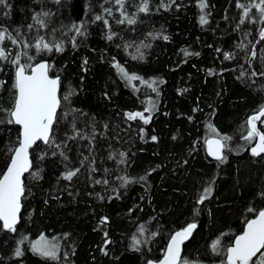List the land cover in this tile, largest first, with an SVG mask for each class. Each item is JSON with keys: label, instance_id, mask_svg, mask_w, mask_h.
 <instances>
[{"label": "trees", "instance_id": "obj_1", "mask_svg": "<svg viewBox=\"0 0 264 264\" xmlns=\"http://www.w3.org/2000/svg\"><path fill=\"white\" fill-rule=\"evenodd\" d=\"M200 2L147 0V12L139 11L145 0L0 4V31L32 44L38 36L63 42V52L41 53L31 63L52 65L61 97L75 93L62 100L58 111L54 131L60 147L39 141L31 150L33 166L24 177L17 230L4 229L0 221V264H148L160 260L173 234L190 223L197 227L183 246L181 261H226V248L256 215L248 209L264 207V153L252 155L257 137L244 139L248 118L264 105V38H259L264 21L252 8L251 19L240 23L243 10L237 4L249 6L250 0H204V9ZM45 12L50 15L44 17ZM37 14L47 27L35 24ZM97 15L108 25L95 20ZM201 15L207 19L203 25ZM126 17L136 23L129 25ZM81 21L86 22L85 35L76 37L74 48L75 32L69 29ZM111 33L116 35L109 40ZM0 47L9 59L22 51L9 39ZM28 52L35 56L34 48ZM224 53L232 58L225 59ZM116 64L141 79L129 82ZM14 72L11 63L0 60L2 109L12 107ZM153 105L147 124L127 116L144 112L147 117L144 110ZM9 119L0 111V175L20 136L19 126ZM258 127L264 132V123L258 121ZM213 129L231 137L224 162L206 152ZM77 168L71 181L63 178ZM208 187L211 194L198 202ZM42 234L58 244L56 258L32 250ZM133 237L140 240L135 248ZM216 240L219 251L212 247ZM18 247L20 256L15 255Z\"/></svg>", "mask_w": 264, "mask_h": 264}, {"label": "snow or ice", "instance_id": "obj_2", "mask_svg": "<svg viewBox=\"0 0 264 264\" xmlns=\"http://www.w3.org/2000/svg\"><path fill=\"white\" fill-rule=\"evenodd\" d=\"M59 2V0H57ZM174 2V0H173ZM5 0H0V4H4ZM117 4L123 5V0H116ZM201 9L207 7L204 0H201L199 4ZM238 8L243 10V18L240 23L245 22V18L251 19L250 13L252 8L258 10L259 17L261 21H264V0H258L256 3H252L250 0L249 6L238 3ZM148 4L147 0L139 8L140 12H147ZM104 11L111 14V9H104ZM44 17L50 15V13H43ZM124 15V13H122ZM127 23L129 25L135 24L136 20L132 18H127ZM35 24L39 27H47V23L41 18V14H37L33 17ZM95 20H103L104 24L107 26L108 21L104 19L103 16L97 15ZM254 22V21H253ZM117 23H124V20H119ZM200 23L203 25L207 23L205 16H200ZM34 25L29 24L28 28L32 29ZM86 22L81 21L79 24H73L69 31H74L75 35L71 37L72 47H76V37L84 36ZM19 30H17V33ZM115 33L108 35V39L111 40ZM152 33H149L151 36ZM159 35V34H158ZM261 38H264V28L260 30ZM5 39L11 40L13 45L21 47L22 51H18L14 58L9 59L10 53L7 52L3 47H0V60H6L14 66V84L15 94L12 102V107L10 109H2L0 111H5L10 119L8 123H15L21 128L20 136L18 137V146L14 149H10L12 152L10 162L6 165V170L0 175V221H2V226L4 229L15 232L17 222L19 220V214L21 210V198L25 194V184L22 179L25 172H28L32 166L33 162L30 159L29 149L37 145L38 141H42L45 145L49 147H57L60 145L56 144L55 141V131L54 126L59 122L58 109L61 107L62 100L67 102L70 96L74 95V91L70 90L68 93L61 97L58 93L60 90L61 82L59 76H51L50 70L52 65L45 60H41L34 65L31 63L36 56L41 53L48 52L51 53L53 49L57 52H63V42L51 43L45 40L44 36H38L35 43H29L28 41L19 40L13 37L7 30L0 31V43ZM163 39L167 40L168 36L164 35ZM243 47V45H239ZM35 49V56L29 55L28 49ZM139 52V48H137ZM187 54V53H186ZM198 55V54H197ZM255 55V53H253ZM26 58L27 62H24ZM134 59L137 57H133ZM142 58V53L140 54ZM225 59H231L232 55L229 53H224ZM86 62V61H85ZM122 76L131 82L132 80H139L140 77L136 75H129L123 66L116 64ZM256 75V73H253ZM260 75H264L261 72ZM4 82H0V86ZM147 83V81H144ZM163 83V81H160ZM151 86V85H150ZM155 90V89H154ZM154 105L150 108H146L145 112H151ZM128 118L135 120L137 117L145 124L149 122L151 116H145L144 112L128 113ZM261 117H264V105H261L258 109L257 114L250 116L247 120V124L250 126L247 136L244 137L246 141H252L254 138L258 137V143L251 149L253 156H260L264 153V132L257 128V121H261ZM214 136L218 138L209 139L206 141L208 145L209 155L213 156L216 160L224 162L227 157L224 155V150L228 147L227 142L231 137L227 135H220L213 129ZM152 140L157 138L153 136ZM55 155V153H53ZM63 155V153H61ZM121 158L125 157V153L119 154ZM43 158V157H41ZM112 158L111 156L109 157ZM87 159V157L85 158ZM121 163L124 160L121 159ZM80 171L79 168L75 170H69L63 174V178L71 181L74 176ZM124 183L129 181L126 178H120ZM141 179H144L143 177ZM99 183V181H97ZM108 183V181H104ZM212 188L208 187L204 189V194L199 197L200 203H202L210 194ZM261 197H264V192L260 193ZM103 199V197H101ZM250 213L255 212V218L248 219L245 221V228L240 235H237L234 240V244L226 248V261L222 264H250L253 262V258L257 257L259 253V258L255 260L254 264H264V207L260 209L249 208ZM107 220L106 217L102 218V223ZM197 227L195 223H190L187 227L180 231H177L172 237L168 244L165 257L159 264H188L187 261H181L180 251L181 245L185 240L191 236L192 231ZM143 232V227L140 229ZM155 235V234H153ZM107 236V233H105ZM108 243V241H105ZM140 244V240L133 237V247ZM220 241L216 240L213 242V250L219 251ZM32 250L43 257L46 258H56L58 244L49 241L43 234L40 236L39 240L35 241L31 245ZM106 254V253H105ZM15 255H22L21 249L18 247L15 250ZM148 264H152L151 261Z\"/></svg>", "mask_w": 264, "mask_h": 264}, {"label": "water", "instance_id": "obj_3", "mask_svg": "<svg viewBox=\"0 0 264 264\" xmlns=\"http://www.w3.org/2000/svg\"><path fill=\"white\" fill-rule=\"evenodd\" d=\"M259 38L260 39H263V38H261V36L259 35ZM253 53H255V46H254V48H253V52H252V56H251V59H250V61H252L253 60V58H254V55H253ZM50 74V73H49ZM51 75V74H50ZM52 76V75H51ZM54 77V76H53ZM60 78V77H59ZM59 95H60V90H59V93H58ZM60 109V108H59ZM59 109H58V111H59ZM255 114H257V113H255ZM254 115V114H253ZM253 115H251V116H253ZM264 117H261V119H263ZM19 126V125H18ZM19 128H20V126H19ZM257 128L259 129V127H258V121H257ZM260 130V129H259ZM261 131V130H260ZM20 132H21V128H20ZM213 138H218V137H216V136H212V137H210V138H208L207 140H209V139H213ZM206 140V141H207ZM258 140H259V138L257 137V141H256V143H258ZM39 142V141H38ZM37 142V143H38ZM256 143L252 146V148L256 145ZM35 147V145L33 146V148ZM205 148H206V152H207V154L209 155V152H208V145H207V143H205ZM251 148V149H252ZM31 150H32V148L31 149H29V155H30V159H31ZM252 152V151H251ZM211 158H213V159H215L213 156H211V155H209ZM10 162V161H9ZM28 172H25L24 173V175H23V177H22V179L24 180V177L26 176V174H27ZM23 198V197H22ZM22 198H21V201H22ZM21 212H22V205H21V210H20V214H19V217H21ZM253 218H255V216L253 217ZM253 218H251V219H253ZM2 222V221H1ZM19 223H20V218H19V220H18V222H17V225H16V227L19 225ZM246 226V225H245ZM196 229V228H195ZM195 229L192 231V234H191V236H189V238L187 239V240H185L184 241V243L181 245V251H180V257H182V253H183V246L192 238V235H193V233H194V231H195ZM180 230H182V229H180ZM180 230H178V231H180ZM177 232V231H176ZM175 232V233H176ZM174 233V234H175ZM173 234V235H174ZM171 240V239H170ZM170 242V241H169ZM233 244H234V242H233ZM259 254V253H258ZM257 254V255H258ZM164 257H165V255L160 259V260H158V261H155V262H152V264H159V262L160 261H162L163 259H164Z\"/></svg>", "mask_w": 264, "mask_h": 264}, {"label": "rangeland", "instance_id": "obj_4", "mask_svg": "<svg viewBox=\"0 0 264 264\" xmlns=\"http://www.w3.org/2000/svg\"><path fill=\"white\" fill-rule=\"evenodd\" d=\"M150 108V107H149ZM150 114V113H149ZM150 116H151V114H150ZM37 240H39V238L38 239H36V240H34L33 242H35V241H37ZM49 241H52V242H54V243H56L55 241H53L52 239H48ZM57 244V243H56ZM57 252H58V249H57Z\"/></svg>", "mask_w": 264, "mask_h": 264}, {"label": "flooded vegetation", "instance_id": "obj_5", "mask_svg": "<svg viewBox=\"0 0 264 264\" xmlns=\"http://www.w3.org/2000/svg\"><path fill=\"white\" fill-rule=\"evenodd\" d=\"M255 258V257H254Z\"/></svg>", "mask_w": 264, "mask_h": 264}]
</instances>
